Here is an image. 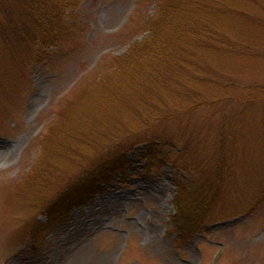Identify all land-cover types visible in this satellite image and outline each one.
<instances>
[{
    "label": "rangeland",
    "instance_id": "rangeland-1",
    "mask_svg": "<svg viewBox=\"0 0 264 264\" xmlns=\"http://www.w3.org/2000/svg\"><path fill=\"white\" fill-rule=\"evenodd\" d=\"M165 2L84 0L74 40L42 59L29 61L16 43L0 46V264H264V0L208 1L215 17L204 28L234 47L216 50L208 38L209 48L175 50L172 68L157 65L155 80L141 87L138 112L134 92L111 106L94 85L147 37L146 23ZM165 88L204 102L176 110ZM146 109L160 117L138 126L134 115ZM138 133L176 138L187 149L177 158L198 177L171 162L154 167L159 152L150 163L141 159L145 144H134L123 151L126 174L101 185L90 203L49 219L44 207L57 190ZM220 133L225 141H215ZM50 141L66 149L52 147L54 157H46ZM216 154L225 175L215 209L204 229L180 236L171 221L177 181L211 183Z\"/></svg>",
    "mask_w": 264,
    "mask_h": 264
},
{
    "label": "trees",
    "instance_id": "trees-1",
    "mask_svg": "<svg viewBox=\"0 0 264 264\" xmlns=\"http://www.w3.org/2000/svg\"><path fill=\"white\" fill-rule=\"evenodd\" d=\"M83 1L0 0V46L10 47L16 43L18 48L26 50L30 58L29 61L42 59L45 52L52 47L57 48L74 40L78 26L76 16ZM208 1L210 0H166L165 3H158L154 18L146 23L147 37L131 44L123 56L115 58L110 70H107L104 76L94 84L104 90L103 93L101 92V97L113 106L117 101L125 103V96L134 92V95L138 96L135 108V110L138 109V112L144 105V100L141 98L143 97L141 87L146 82L155 80L153 72L157 65L160 68H163V65L172 68L174 63H171L169 55L175 50L178 49L183 53L186 49L209 48L204 41L208 38H210L209 44L214 45L216 50L223 47L228 49L234 47V43L223 41L219 35H213L204 28L211 26V20L213 21L215 17L212 11L213 5L207 4ZM201 9H205L206 13L204 14ZM13 15H16V22L13 21ZM164 59H169L170 63L163 64L162 60ZM158 90L161 92V89ZM162 90L164 98L171 102V106L176 110L190 112L204 102L198 99L195 101L190 96L181 98L175 92L169 93L166 88ZM218 101L220 100L216 99L213 102L217 103ZM118 106L123 105L118 104ZM147 112L148 109H146V113L140 112L134 115L138 126L145 127V124L150 120L160 117L155 109H150ZM124 114L125 116L130 115L127 110L124 111ZM140 134L136 135V138H139L136 140L139 141L137 143L134 141L127 145L123 140H120L126 146L123 147L122 144L118 153L110 154L113 152V148H110L111 150L104 149L103 154L97 158L95 164H92L94 165L92 169L87 170V173L81 177L74 178L72 184L66 189L63 187L64 190H57L44 207L49 219L58 221L75 208L90 203L95 195L111 185L117 175L126 174L127 165L123 153L134 144H145V152L141 159L146 161L148 158L151 159L154 153L159 152V156L155 157V159L157 158L155 163L151 159L150 163H154V167H160L159 164L162 165L164 161L165 163L171 162L170 164L178 168V172L198 177L193 175V171L189 168L190 163L186 158H177L183 157L187 149L179 144L176 138L169 143L164 137ZM225 138L224 134L220 133L215 141H225ZM169 146L177 150L169 153L161 152L162 147ZM52 147L55 150L58 147L66 149L64 144L50 141L47 148L44 149L46 157L54 155L50 154ZM94 153L97 152L94 151ZM173 154L176 156L174 157ZM215 157L217 166L211 183H201L194 178L188 179L187 182L180 179L177 181V189L173 197L175 213L171 217V221L175 232L180 236L188 237L197 233L198 230L204 229L207 216H210L215 209L220 183L225 175L221 170L222 158L218 157V154ZM219 161L221 164H218ZM101 185L105 188L102 189Z\"/></svg>",
    "mask_w": 264,
    "mask_h": 264
}]
</instances>
